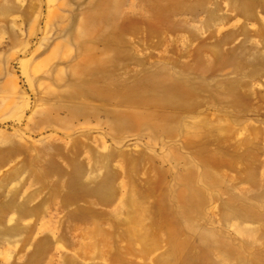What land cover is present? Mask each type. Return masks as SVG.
Masks as SVG:
<instances>
[{"label": "rangeland", "instance_id": "374dc122", "mask_svg": "<svg viewBox=\"0 0 264 264\" xmlns=\"http://www.w3.org/2000/svg\"><path fill=\"white\" fill-rule=\"evenodd\" d=\"M111 1L0 0V264H264V0H121L85 35ZM94 48L171 89L78 99Z\"/></svg>", "mask_w": 264, "mask_h": 264}, {"label": "bare ground", "instance_id": "6f19581e", "mask_svg": "<svg viewBox=\"0 0 264 264\" xmlns=\"http://www.w3.org/2000/svg\"><path fill=\"white\" fill-rule=\"evenodd\" d=\"M122 15L121 0H112L108 17L100 19L97 25H85L84 34L96 36L99 31L112 32ZM108 52L107 48L82 49L81 52H78V61L72 69L73 78L71 82L73 92L78 99L93 98L104 104H113L118 110L124 104L130 107L128 106L131 104L130 101H123L124 97L131 98L129 96L143 93L144 90L147 93L157 91L158 94H164L171 89V87L163 88L160 85V80H163L162 77L139 76L140 78L136 79L134 74L126 77L112 76L111 72L118 68V65L110 59L104 58ZM90 64L94 65V68L87 71L86 69L90 67ZM101 72H104L105 75H102ZM131 80L132 82L129 84ZM162 84L164 83L162 82Z\"/></svg>", "mask_w": 264, "mask_h": 264}]
</instances>
